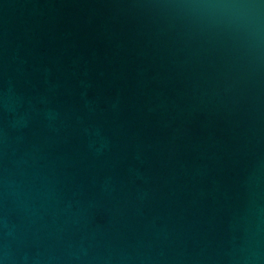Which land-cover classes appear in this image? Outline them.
I'll return each instance as SVG.
<instances>
[{
    "label": "water",
    "instance_id": "water-1",
    "mask_svg": "<svg viewBox=\"0 0 264 264\" xmlns=\"http://www.w3.org/2000/svg\"><path fill=\"white\" fill-rule=\"evenodd\" d=\"M0 264H264V0H0Z\"/></svg>",
    "mask_w": 264,
    "mask_h": 264
}]
</instances>
